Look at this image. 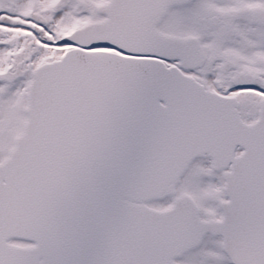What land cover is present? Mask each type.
<instances>
[{
    "label": "snow or ice",
    "instance_id": "1",
    "mask_svg": "<svg viewBox=\"0 0 264 264\" xmlns=\"http://www.w3.org/2000/svg\"><path fill=\"white\" fill-rule=\"evenodd\" d=\"M0 264H264V0H0Z\"/></svg>",
    "mask_w": 264,
    "mask_h": 264
}]
</instances>
